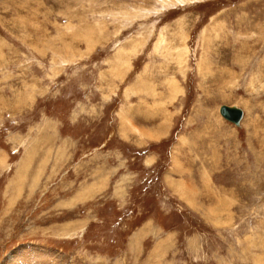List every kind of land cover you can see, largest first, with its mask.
Masks as SVG:
<instances>
[{
  "label": "rangeland",
  "instance_id": "obj_1",
  "mask_svg": "<svg viewBox=\"0 0 264 264\" xmlns=\"http://www.w3.org/2000/svg\"><path fill=\"white\" fill-rule=\"evenodd\" d=\"M0 264H264V0H0Z\"/></svg>",
  "mask_w": 264,
  "mask_h": 264
},
{
  "label": "water",
  "instance_id": "obj_2",
  "mask_svg": "<svg viewBox=\"0 0 264 264\" xmlns=\"http://www.w3.org/2000/svg\"><path fill=\"white\" fill-rule=\"evenodd\" d=\"M220 114L229 121L238 122L241 118V109L238 107L229 106L226 104H222L219 107Z\"/></svg>",
  "mask_w": 264,
  "mask_h": 264
},
{
  "label": "bare ground",
  "instance_id": "obj_3",
  "mask_svg": "<svg viewBox=\"0 0 264 264\" xmlns=\"http://www.w3.org/2000/svg\"><path fill=\"white\" fill-rule=\"evenodd\" d=\"M233 107H235V106H233ZM241 112H242V114H241V118H242V116H243V111H242V109H241ZM241 118H240V119H239V121H238V122H236V123H235V122H233V121H232V122H233V123H235V124H239V122H240Z\"/></svg>",
  "mask_w": 264,
  "mask_h": 264
}]
</instances>
